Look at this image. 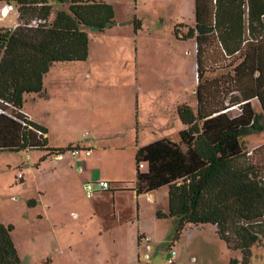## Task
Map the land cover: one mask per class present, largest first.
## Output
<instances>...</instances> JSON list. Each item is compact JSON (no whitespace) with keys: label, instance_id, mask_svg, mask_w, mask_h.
<instances>
[{"label":"rangeland","instance_id":"obj_1","mask_svg":"<svg viewBox=\"0 0 264 264\" xmlns=\"http://www.w3.org/2000/svg\"><path fill=\"white\" fill-rule=\"evenodd\" d=\"M103 1L113 7L114 23L104 32L82 27L89 39L87 60L52 66L43 79L50 96L39 103L27 97L23 108L47 121L55 144L64 150L63 164L74 158L68 148L79 147L84 154L90 142L88 151L99 156L100 165L123 168L128 178L132 167L136 171V129L141 146L163 138L178 141L183 128L178 106L196 107L195 39H182L194 26V0ZM16 22L14 9L0 27L12 29ZM251 104L261 111L257 101ZM239 113L233 109L230 115ZM241 141L247 156L264 159V131ZM40 153L0 152V223L14 226L22 264H170L169 259L230 264L231 258H243L240 250L227 248L211 224L186 226L172 241L175 222L155 216L157 209L167 210L168 186L139 197V220L120 222L111 215L106 223L91 216L96 198L87 196L76 171L64 167L56 173V161L35 166ZM108 202L102 206L112 210L115 202ZM122 203L120 209L136 211L135 198L132 204L124 196ZM141 233L150 236L147 250ZM248 258L249 264H264V245L252 247Z\"/></svg>","mask_w":264,"mask_h":264},{"label":"trees","instance_id":"obj_2","mask_svg":"<svg viewBox=\"0 0 264 264\" xmlns=\"http://www.w3.org/2000/svg\"><path fill=\"white\" fill-rule=\"evenodd\" d=\"M0 3L17 12L14 28L0 27V152L63 153L48 146L47 129L24 114L23 103L43 94L54 64L87 60L82 27L104 32L114 23L113 7L103 0ZM186 38L195 39L196 107L178 106V141L136 148L133 190L168 186V212L157 210L156 217L175 222L172 241L186 226L211 224L228 249L242 253L230 264H249L251 248L264 245V159L247 156L241 138L264 131V0H194ZM233 109L240 113L231 116ZM13 231L0 223V264H22Z\"/></svg>","mask_w":264,"mask_h":264},{"label":"crops","instance_id":"obj_3","mask_svg":"<svg viewBox=\"0 0 264 264\" xmlns=\"http://www.w3.org/2000/svg\"><path fill=\"white\" fill-rule=\"evenodd\" d=\"M4 5H5L4 3H0V7H2ZM4 19L5 18H3V19L1 18L0 22H2ZM16 24H17V22H16ZM16 24L14 25V27L16 26ZM43 86H44V92L41 96L35 97L32 95H27L26 98L28 97L30 100H32L36 103H39V101L46 100L50 96V93L48 92L44 83H43ZM22 111L24 112V114H26L29 117L30 120H32L33 122H35V123H37V124H39V125H41L47 129L48 146L52 149H60L61 146L58 144H55V141L51 136L50 127H49V125H47V121L44 119V117L40 114H31L29 111L28 112L25 111L24 108ZM132 133H133V131H132ZM135 135L136 136H135L134 149L136 150V148L141 146L138 143V129H136ZM92 137H93L94 141H95V139H97V137H94V134ZM90 146H91L90 142H87V145H85L82 149L87 151L88 148H91ZM95 147H97V146H95ZM103 150L104 149H101V152ZM20 152H22V151H20ZM24 152L30 153L31 151H24ZM133 154H135V151ZM28 155H30V154H28ZM97 156L96 155L93 156V152L90 153L89 155H86V153H84V154L78 153V154L73 156L74 157L73 159L68 158L67 160H65L66 161L65 164H63L62 161H64V157L62 159L56 160V159H53L51 155H48L44 151H41V153L38 154V156H36L35 160H37V162L34 161L33 164L35 166H41L42 163L46 164V163H52V162L56 161V163L54 164V168H53V170H55L56 173H62L63 172L62 169L64 167L67 169H72V171L75 170L77 173V179L82 180V184H84V189L87 193V196L91 197L92 195H95L96 201H94V203H93V208H92L91 214H90L91 216H94V217L99 216V218H101L106 223H107L108 217H110L111 215H112L111 216L112 218H114L120 222L125 221L126 219H130V218L133 219L135 217L138 218V220H139V197L142 194L137 195L135 193V191L133 190L134 181L136 178V171L133 170V167H132L131 168L132 170H130L131 176L128 178H125L124 177L125 172H124V170H122L123 168H119L116 171V170L108 168L107 166H102L98 163L100 161V158H99V156L98 157ZM74 167H77V169H74ZM58 169H61V170H58ZM19 179H23V176H22V178H19ZM101 181H106V182L110 183L112 186V189L107 190V191L100 190L98 188V183ZM86 185L91 186L90 191H87ZM149 195H152V194L149 193ZM124 196L128 197V200H130L132 202V204H133V201L135 198V209H136V211L134 209H130V210L120 209V207L123 206L122 200H123ZM105 199H107L109 201L108 203H110L111 201L115 202V205L113 206L112 210H110V208L105 209L102 206L103 205L102 203L104 202ZM39 203H41L40 200H39ZM157 210H160V209H157ZM109 211H112V214L109 213L107 215L106 212H109ZM162 212L167 213L168 207H167V210H164ZM71 213H72V216L74 218L77 216L76 212H71ZM155 216H156V213H155ZM141 234H143V237H142L140 242H145L147 244L151 241L150 236H146L144 233H141ZM144 237H149V242H146L143 239ZM176 257L177 256H175V258Z\"/></svg>","mask_w":264,"mask_h":264},{"label":"built area","instance_id":"obj_4","mask_svg":"<svg viewBox=\"0 0 264 264\" xmlns=\"http://www.w3.org/2000/svg\"><path fill=\"white\" fill-rule=\"evenodd\" d=\"M13 10V6H11V5H4V7L1 9V14H0V16H1V18H6L7 16H8V14L11 12ZM81 149L79 148V147H77V148H72L71 150H70V152H71V155H76V154H78L79 153V151H80ZM86 155H89L90 154V152L87 150L86 152ZM52 156V158L53 159H56V160H59V159H62L63 158V155H62V153H55V154H52L51 155ZM140 168H143V164H140ZM18 176L19 177H22L20 174H18ZM90 185H86V189H87V191H90ZM98 188L100 189V190H102V191H107V190H110V189H112V186H111V184L110 183H108V182H106V181H101V182H99L98 183ZM146 242H149V237H144L143 238ZM150 247H149V245L147 244L146 245V250L147 249H149ZM145 257H146V259H148V255L146 254L145 255ZM170 264H173L174 262H173V259H169V261H168Z\"/></svg>","mask_w":264,"mask_h":264}]
</instances>
